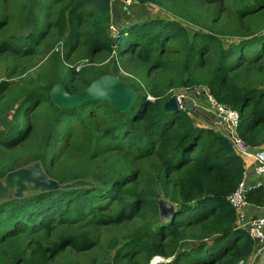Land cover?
<instances>
[{"label": "trees", "instance_id": "trees-1", "mask_svg": "<svg viewBox=\"0 0 264 264\" xmlns=\"http://www.w3.org/2000/svg\"><path fill=\"white\" fill-rule=\"evenodd\" d=\"M132 1L162 8L164 0ZM198 1L219 4L224 0ZM110 3L111 0H69L60 9L54 26L58 36L64 38V51L72 54L81 45L89 56L109 55L115 47L117 59L134 54L151 71L161 68L163 49L173 44L175 52L185 60L183 70L188 67L186 79L173 80L167 88L126 81L135 89L137 99L130 111L122 113L102 102L60 110L49 97L57 82L48 76L44 85L23 87L13 97L17 105L10 124L21 118L24 122L11 126L9 132L0 130V150L14 149L28 140L32 133L29 115L43 104L40 120L45 145L49 147L55 141L59 145L54 153L45 149L37 154L35 163L41 162L46 175L58 184L85 179L82 169L55 170L53 158L59 149L69 145L72 123L79 125L82 141L93 153L97 145L109 143L112 150H124L136 161L148 160V168L117 172L101 185L88 180L92 187L29 191L20 198L10 191L9 197L0 199V246L11 239L49 233L57 225L86 218L99 226L140 219L142 224L125 236L120 246L117 239L107 245L115 251L111 264H128L140 254L141 264H149L154 257L169 259L161 264H247L255 243L246 231L236 227L235 212L227 201L243 180V159L226 135L198 125L191 111H165L163 105L170 99L167 93L171 88H200L218 104L238 113V138L250 152L260 151L264 146V33H247L226 44L211 29L189 31L178 20L153 18L130 29L119 27L113 37L107 32ZM246 4L237 11L240 18L264 11V0ZM84 17L90 19L89 28L79 33L77 28ZM36 23H32L30 35L1 41L0 54L34 55L46 36ZM53 56L61 59L60 53ZM195 69L204 72L197 73ZM72 74L79 78V87L69 81L60 85L75 94L109 72L89 65L79 72L72 70ZM9 85L7 81L0 82V95ZM149 95L153 101L147 99ZM96 114L106 118L104 126L94 125ZM139 180L142 183L137 188ZM159 192L175 206V214L168 222L159 218ZM247 201L251 206L263 207L264 188L249 191ZM97 245L88 232L48 245L40 241L26 247L12 243L0 252V264H50L66 248L84 252Z\"/></svg>", "mask_w": 264, "mask_h": 264}, {"label": "rangeland", "instance_id": "rangeland-1", "mask_svg": "<svg viewBox=\"0 0 264 264\" xmlns=\"http://www.w3.org/2000/svg\"><path fill=\"white\" fill-rule=\"evenodd\" d=\"M68 1L0 0V42L30 35L32 23L35 20L37 21L36 28L46 33L37 47V52L32 56L14 55L12 53L0 54V82L7 81L10 83L6 91L0 95V130L9 132L11 126L22 125L23 118L10 124V115L17 105L12 99L18 90L23 87L39 88L45 84L48 76H52L51 80L57 82L56 84L69 81L73 87H79V78L72 74V70L79 72L82 67L90 65L95 69L109 72L108 75L115 76L125 83L130 81L133 85L142 82L145 85L156 84L167 88L173 80L186 79L188 67L185 71L183 70L185 60L175 52L176 46L173 44L163 49L161 68L151 71H148L134 54L125 56L122 60L110 57L111 53L109 55L101 53L89 56L81 45L72 54H67L63 49L64 38L61 39L58 36L54 23L58 12ZM252 1L258 0H224L219 4H207L198 0H164L162 8L151 4L141 6L135 3L126 8L127 15L121 11L120 15L116 16L120 17L117 19L119 21L116 23L112 21V25L115 26L116 24L122 29H127V27L130 29V27L149 19L169 18L180 21L189 31L211 29L227 44L230 41L240 40L247 33H255L256 35L264 33V11L246 18H240L237 14L243 5ZM89 24L90 19L84 17L83 22L77 28L78 32L82 33L88 29ZM107 32L112 35L109 28ZM54 53H60L61 59L59 61L56 56H53ZM210 64L206 66L210 67ZM204 69H195V71L203 73ZM196 92L202 95L201 100L211 114L213 111L207 104L206 92L200 88L188 91L184 88L175 87L169 89L167 94L170 98L183 96L182 101L186 103L190 102L191 94ZM149 99H153V97L149 95ZM13 103L14 105H12ZM186 104L188 105V103ZM43 107L42 104L29 115L30 120L27 121L32 126V133L28 140L14 149L0 150V182H3L6 175L11 172L8 170L13 169L12 171H14L31 166L35 163L37 154L40 155L45 149L49 150L50 153H54L58 149V141L52 142L49 147L45 145V131L40 120ZM197 116L193 114L195 119ZM93 123L96 127H102L106 124V118L96 114ZM70 127L69 145L59 149L53 158L56 162L55 170L82 169L84 181L92 179L101 185L102 181L110 180L116 176L117 172H125L131 169L144 171L148 168V160L136 161L131 154L124 150L121 152L112 150L109 143L97 145L96 151L93 153V149L82 141V131L79 125L72 123ZM67 130L68 128L65 129L66 132ZM37 163L42 167L41 162L37 161ZM141 183L142 181L139 180L136 184L137 188L141 187ZM157 188L159 189V186ZM159 197L162 198L160 192ZM140 224H142L140 219H134L117 226H99L86 218L78 222L57 225L49 233L40 232L20 237L17 240L11 239L8 243L0 246V252L9 249L12 243L26 247L35 241H40L48 245L67 236L88 232L92 238L97 240V246L84 252H76L66 248L50 264H111L115 251L108 249L107 245L113 239H117L120 242L118 246H120L124 237L132 233ZM142 260L143 255L140 254L128 264H141ZM168 260L154 257L149 264H161L168 262Z\"/></svg>", "mask_w": 264, "mask_h": 264}, {"label": "water", "instance_id": "water-1", "mask_svg": "<svg viewBox=\"0 0 264 264\" xmlns=\"http://www.w3.org/2000/svg\"><path fill=\"white\" fill-rule=\"evenodd\" d=\"M52 104L60 110L72 109L90 102H102L109 104L118 112H128L136 102L137 95L133 87L112 75H103L93 81L81 92L70 94L60 85L55 84L50 93ZM165 111L178 112L183 110L189 113L192 109L185 102L179 103L175 96H172L163 105ZM93 184L84 180H75L70 184L60 185L51 179L43 171L39 163L23 167L9 172L4 181L0 182V199L9 197V192H14V196L20 198L29 191H53L60 188H82L92 187ZM159 218L163 222H168L175 214V206L165 199L158 202Z\"/></svg>", "mask_w": 264, "mask_h": 264}, {"label": "built area", "instance_id": "built-area-1", "mask_svg": "<svg viewBox=\"0 0 264 264\" xmlns=\"http://www.w3.org/2000/svg\"><path fill=\"white\" fill-rule=\"evenodd\" d=\"M125 9L135 4L132 0H122ZM113 37L118 34L119 27L110 23L108 27ZM110 57H116V48L114 47ZM148 100L153 101V99ZM177 101L183 103V96H178ZM208 105L212 109V113L215 118L221 123L227 130L226 136L232 142L236 153L242 158H251L253 161V171L257 175H264V150L257 152H250L247 147L240 141L236 134V129L239 123V115L236 111L232 110L226 105L218 104L207 94ZM244 178V176H243ZM251 191L250 187H247L244 179L238 184L237 188L228 196L227 201L235 212L237 228L247 232L249 237L255 243L258 252L261 251L259 247H264V218L262 217H247L246 211L249 206L247 201V194Z\"/></svg>", "mask_w": 264, "mask_h": 264}, {"label": "crops", "instance_id": "crops-1", "mask_svg": "<svg viewBox=\"0 0 264 264\" xmlns=\"http://www.w3.org/2000/svg\"><path fill=\"white\" fill-rule=\"evenodd\" d=\"M121 11L125 12L126 15L128 14V12H126V9L122 4V0H111L110 3L111 22L114 21L116 23L117 21H119L117 19H119L120 17H116V16L120 15ZM201 96L202 95H199V93L197 92L193 93L189 98L190 102H186L190 107H192L191 113L194 115H198L197 119L194 118L196 123L203 128H209L216 132L226 135L227 130L215 118L213 113L209 114V112L207 111L208 108L205 107V105L201 100L202 98ZM206 97H207V93H206ZM260 150H264V146ZM243 163L245 167L243 179L247 187H250L251 190L256 189L257 187L264 188V175L255 174V172L253 171L252 159L249 157L244 158ZM246 214L247 217L264 218V206L254 207L249 205ZM259 249H261V251L258 252V249L255 246L252 257L250 258L247 264H264V247H259Z\"/></svg>", "mask_w": 264, "mask_h": 264}]
</instances>
